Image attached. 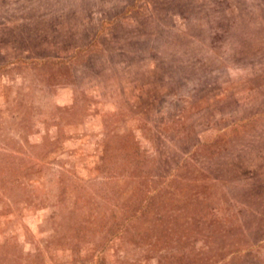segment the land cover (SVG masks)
Wrapping results in <instances>:
<instances>
[{"label":"rangeland","instance_id":"374dc122","mask_svg":"<svg viewBox=\"0 0 264 264\" xmlns=\"http://www.w3.org/2000/svg\"><path fill=\"white\" fill-rule=\"evenodd\" d=\"M263 218L264 0H0V264H233Z\"/></svg>","mask_w":264,"mask_h":264},{"label":"trees","instance_id":"16d2710c","mask_svg":"<svg viewBox=\"0 0 264 264\" xmlns=\"http://www.w3.org/2000/svg\"><path fill=\"white\" fill-rule=\"evenodd\" d=\"M241 216H239V219ZM264 222V218L262 219ZM261 236H264L261 235ZM259 236V237H261ZM264 241H262L255 249L247 250L245 256L233 261V256H230L231 261L233 264H264ZM263 259V260H262Z\"/></svg>","mask_w":264,"mask_h":264}]
</instances>
